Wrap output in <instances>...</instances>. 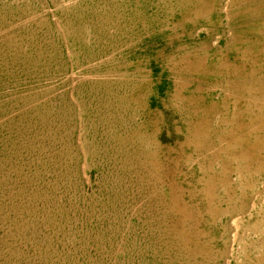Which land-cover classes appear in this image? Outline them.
Returning a JSON list of instances; mask_svg holds the SVG:
<instances>
[{
  "label": "rangeland",
  "instance_id": "obj_1",
  "mask_svg": "<svg viewBox=\"0 0 264 264\" xmlns=\"http://www.w3.org/2000/svg\"><path fill=\"white\" fill-rule=\"evenodd\" d=\"M0 264H264V0H0Z\"/></svg>",
  "mask_w": 264,
  "mask_h": 264
}]
</instances>
